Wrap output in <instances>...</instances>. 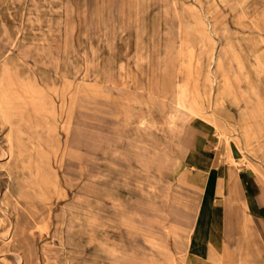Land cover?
Returning a JSON list of instances; mask_svg holds the SVG:
<instances>
[{
    "label": "rangeland",
    "instance_id": "374dc122",
    "mask_svg": "<svg viewBox=\"0 0 264 264\" xmlns=\"http://www.w3.org/2000/svg\"><path fill=\"white\" fill-rule=\"evenodd\" d=\"M1 66L0 264H191L198 147L264 183V0H0Z\"/></svg>",
    "mask_w": 264,
    "mask_h": 264
},
{
    "label": "crops",
    "instance_id": "0c3cea01",
    "mask_svg": "<svg viewBox=\"0 0 264 264\" xmlns=\"http://www.w3.org/2000/svg\"><path fill=\"white\" fill-rule=\"evenodd\" d=\"M198 148L210 164L216 152L204 145ZM196 161L201 172L193 181L201 191L191 232L190 263L264 264V183L248 170L234 173L221 161L210 165Z\"/></svg>",
    "mask_w": 264,
    "mask_h": 264
},
{
    "label": "bare ground",
    "instance_id": "6f19581e",
    "mask_svg": "<svg viewBox=\"0 0 264 264\" xmlns=\"http://www.w3.org/2000/svg\"><path fill=\"white\" fill-rule=\"evenodd\" d=\"M197 19H200V18H197ZM203 21V20H202ZM208 25V24H207ZM203 26V25H202ZM202 30V29H201ZM204 31V30H203ZM210 31H211V29H210ZM212 33V32H211ZM204 35V34H203ZM203 40V39H202ZM211 41V40H210ZM215 41V40H214ZM207 44V43H206ZM196 45V44H195ZM227 46L228 45H222V48H221V50L218 52V54L216 55V51L214 50V52H212V54L210 55V59H209V62H208V73H209V80H210V86H211V88H212V86L215 84V83H218V82H220L221 83V90H220V92H219V96H218V98H220V94L221 93H223V89H230L231 88V82H230V75H229V73H228V71L226 70V69H224V68H219V67H221L220 65H222V62H223V60H224V57H225V54L227 53ZM206 47V46H205ZM206 52H207V50H205ZM211 52V51H210ZM196 56V55H195ZM205 57V56H204ZM185 60V59H184ZM188 61V60H187ZM9 65H11V64H9ZM216 65V70L217 71H221V73H220V76H217L216 75V72H215V68H214V70H213V67ZM19 66V65H18ZM189 66V65H188ZM2 67V66H1ZM190 68V67H189ZM7 71V67L6 66H4V67H2L1 69H0V83H3V82H7L6 81V78H5V72ZM219 71V72H220ZM232 73V72H231ZM8 74V73H7ZM15 78V77H14ZM30 78V77H29ZM20 79V78H19ZM31 79V78H30ZM208 80V79H207ZM25 81H26V79H25ZM17 83V82H16ZM21 84V83H20ZM187 84V83H186ZM183 85V84H182ZM5 86H7V85H5ZM6 88V87H5ZM7 88H8V86H7ZM12 88V87H11ZM182 89V88H181ZM186 91V90H185ZM230 91V90H229ZM193 92V91H192ZM8 93V92H7ZM195 93V92H194ZM22 94V93H21ZM33 94V93H32ZM50 94V93H49ZM48 94V95H49ZM184 94V93H183ZM24 95V94H23ZM22 95V96H23ZM34 95H36V94H34ZM187 95V94H186ZM189 95V94H188ZM13 96V95H12ZM40 96V95H39ZM38 96V97H39ZM24 97V96H23ZM41 97V96H40ZM46 97V96H45ZM183 97V96H182ZM186 97H184V99H185ZM185 101H187V100H185ZM197 102V101H196ZM19 103V102H18ZM179 103L180 104H183V99L180 97V101H179ZM185 103H188V101L187 102H185ZM184 103V104H185ZM194 104V103H193ZM192 105V104H191ZM48 106V105H47ZM197 106V105H196ZM192 108V107H191ZM195 108V107H194ZM49 110V109H48ZM47 110V111H48ZM187 110V109H186ZM195 110H196V108H195ZM195 110H193V112L195 111ZM192 111V110H191ZM197 112V111H196ZM30 113H31V111H30ZM1 114H2V112H1ZM194 114H196V113H194ZM51 115V114H50ZM53 115V114H52ZM13 118H15V117H13ZM13 118H12V120H13ZM24 119H25V117H24ZM33 119V118H32ZM19 120V119H18ZM29 122V121H28ZM32 122H34V121H32ZM23 124V123H22ZM50 124V123H49ZM52 124V123H51ZM11 125V124H10ZM34 125V124H33ZM30 126V125H29ZM34 126H36V125H34ZM51 127V126H50ZM11 128H12V126H11ZM37 128V127H36ZM36 128H35V130H36ZM38 130H39V128H38ZM9 131H11V130H9ZM13 131V130H12ZM25 131V130H24ZM32 131H34V130H32ZM27 132V131H26ZM39 132V131H38ZM37 132V133H38ZM11 133V132H10ZM36 134V133H35ZM30 135V134H29ZM30 136H32V135H30ZM37 136V135H36ZM34 137V136H33ZM12 138V137H11ZM252 138H255V142H257V141H259L258 139H256V133H255V130H254V128H253V126L251 125V124H246L244 127H242L241 129H240V131H239V144L240 145H242V146H239L240 147V149H244L245 147H247L248 145H250V144H253L254 146L252 147V149H250V155L251 156H253V157H255V158H258V160H259V163H261L263 166H264V155H262V154H259V153H257L256 154V152L257 151H255V150H257V149H255V143H253V142H251V141H249V139H252ZM13 139V138H12ZM25 139V138H24ZM30 139V138H29ZM32 139V138H31ZM35 140V139H34ZM32 142V141H31ZM12 144V143H11ZM22 144V143H21ZM32 144V143H31ZM28 145V144H27ZM33 145V144H32ZM37 145V144H36ZM258 145V144H257ZM9 147V146H8ZM31 147V146H30ZM35 147V146H34ZM242 147V148H241ZM5 148V147H4ZM258 148H260V146L258 147ZM263 149V148H262ZM36 150H37V148H36ZM4 151V150H3ZM15 151H17V150H15ZM25 151V150H24ZM23 151V152H24ZM242 151V150H241ZM35 152V151H34ZM252 152H255V153H253L252 154ZM259 152V151H258ZM12 154V151H10V152H7V155L9 156V155H11ZM35 154V153H34ZM259 154V155H258ZM25 155V154H24ZM22 156V155H21ZM259 156V157H258ZM15 157V156H14ZM23 157V156H22ZM227 157H228V159L229 160H233V161H235V159H234V155H233V152L230 150V148H227ZM6 158V157H5ZM27 158H28V155H27ZM34 158V157H33ZM2 160V159H1ZM21 160V159H20ZM28 160V159H27ZM18 161V160H17ZM11 162V161H10ZM22 162V161H21ZM29 162V161H28ZM12 163V162H11ZM24 167H27V166H24ZM33 167V166H32ZM24 169V168H23ZM26 169V168H25ZM19 170V169H18ZM27 170V169H26ZM22 172V171H21ZM28 172V171H27ZM31 172V171H30ZM32 173V172H31ZM21 174V173H20ZM34 174H35V172H34ZM17 175V174H16ZM27 175H28V173H27ZM20 176V175H19ZM23 178V177H22ZM21 178V179H22ZM35 178V177H34ZM44 181V180H43ZM19 182V181H18ZM35 182V181H34ZM33 182V183H34ZM26 185V184H25ZM52 185H53V183H52ZM22 186V185H21ZM60 186V185H59ZM29 188V187H28ZM41 188V187H40ZM57 189V188H56ZM38 190V189H37ZM58 190V189H57ZM24 191V190H23ZM50 192V191H49ZM57 192V191H56ZM35 193H39L38 191L37 192H35ZM52 193V192H51ZM17 195V194H16ZM59 195V194H58ZM62 195V194H61ZM37 197V196H36ZM46 197V196H45ZM48 197H50V196H48ZM29 198H32V197H29ZM34 200V199H33ZM43 201H47V200H44L43 199ZM49 201V200H48ZM23 210V209H22ZM23 212V211H22ZM7 213V212H6ZM5 214V213H4ZM11 214V213H10ZM24 214V213H23ZM15 215V214H14ZM20 216V215H19ZM4 218H5V216H4ZM19 218V217H18ZM6 219V218H5ZM11 219V218H10ZM9 221V220H8ZM11 221V220H10ZM5 222H6V220H5ZM85 222V221H84ZM87 223V222H86ZM12 224V223H11ZM90 224V223H89ZM88 224V225H89ZM78 225V224H77ZM3 233V232H2ZM4 233H5V231H4ZM9 234V233H8ZM1 236H3V235H1ZM22 238V237H21ZM33 242V241H32ZM102 245V244H101ZM100 245V246H101ZM34 247V246H33ZM99 248H101V247H99ZM110 249V248H109ZM111 250V249H110ZM109 250V251H110ZM102 251V250H101ZM24 254H25V251H24ZM23 254V255H24ZM22 256V255H21ZM32 256V255H31ZM23 257V256H22ZM23 260V259H22ZM37 260V259H36ZM25 263V262H24ZM32 264V263H31ZM35 264V263H34Z\"/></svg>",
    "mask_w": 264,
    "mask_h": 264
}]
</instances>
